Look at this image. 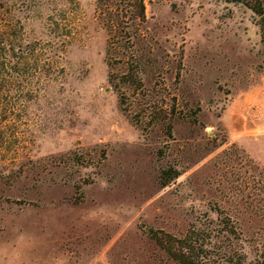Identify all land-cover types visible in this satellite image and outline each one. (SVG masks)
Returning <instances> with one entry per match:
<instances>
[{"label": "rangeland", "instance_id": "374dc122", "mask_svg": "<svg viewBox=\"0 0 264 264\" xmlns=\"http://www.w3.org/2000/svg\"><path fill=\"white\" fill-rule=\"evenodd\" d=\"M144 4L109 50L96 0H0V264H180L148 228L215 227L216 209L246 261L264 245L262 19Z\"/></svg>", "mask_w": 264, "mask_h": 264}, {"label": "trees", "instance_id": "16d2710c", "mask_svg": "<svg viewBox=\"0 0 264 264\" xmlns=\"http://www.w3.org/2000/svg\"><path fill=\"white\" fill-rule=\"evenodd\" d=\"M245 5L262 19L264 26V0H230ZM98 14L109 34V50H126L133 46V38L137 32L129 30L130 24L140 26L146 20L144 0H96ZM127 30V31H125ZM132 52L128 57L132 58ZM122 83L135 88H141L138 66L130 65V69L121 76ZM119 91V89H118ZM120 104L126 106L123 96ZM154 114L155 111H152ZM160 114V111L158 112ZM170 131L171 129L168 128ZM176 174V171H175ZM217 210L218 222L215 227H195L186 229L185 233L176 236L162 229L148 228V235L173 260L180 264H264V245L258 250L253 261H246V255L235 246L242 240V229L236 219L221 209ZM216 232V241L224 238L228 245L219 246L213 241L214 235L206 232ZM223 242V241H221ZM240 246V245H238ZM218 252V253H217Z\"/></svg>", "mask_w": 264, "mask_h": 264}]
</instances>
